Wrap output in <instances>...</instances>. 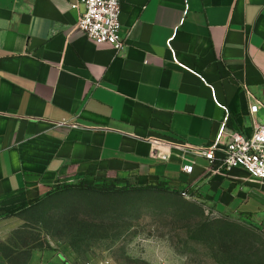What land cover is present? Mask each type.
Masks as SVG:
<instances>
[{"label":"crops","instance_id":"crops-1","mask_svg":"<svg viewBox=\"0 0 264 264\" xmlns=\"http://www.w3.org/2000/svg\"><path fill=\"white\" fill-rule=\"evenodd\" d=\"M118 1L115 50L75 28L81 0H0V220L65 184L163 182L264 233V180L170 145L264 122V0ZM13 264L74 262L49 247Z\"/></svg>","mask_w":264,"mask_h":264},{"label":"rangeland","instance_id":"rangeland-1","mask_svg":"<svg viewBox=\"0 0 264 264\" xmlns=\"http://www.w3.org/2000/svg\"><path fill=\"white\" fill-rule=\"evenodd\" d=\"M74 264H264V233L159 189H65L0 220V264L29 248Z\"/></svg>","mask_w":264,"mask_h":264},{"label":"built area","instance_id":"built-area-1","mask_svg":"<svg viewBox=\"0 0 264 264\" xmlns=\"http://www.w3.org/2000/svg\"><path fill=\"white\" fill-rule=\"evenodd\" d=\"M85 11L78 16L75 28L95 43L110 44L115 50L122 47L120 24L118 15L120 5L118 0H81ZM258 103L250 106L253 114L258 109ZM223 129L216 138L205 146H192L181 143H171L174 148L204 157L215 169L229 171L232 168H241L250 175L264 180V122L255 123L252 134L248 137L234 132L230 139L221 143ZM166 142L158 139L151 141L152 152L165 145ZM217 153L219 155H217ZM165 159V156H161ZM191 166L184 170L190 172Z\"/></svg>","mask_w":264,"mask_h":264},{"label":"trees","instance_id":"trees-1","mask_svg":"<svg viewBox=\"0 0 264 264\" xmlns=\"http://www.w3.org/2000/svg\"><path fill=\"white\" fill-rule=\"evenodd\" d=\"M114 185L116 187H120V188H124V189H131L133 191H141V190H147V189H159L160 191L162 190V191H165V192H170L174 196H179V197L182 196V197L190 198L193 201H195V202L198 203V201L193 197V195L191 193L186 192V191H178V190H175V189H170L163 182L162 183L159 182L156 185H147V186H131V185H124V186H122V185H118V184H115V183L108 184V185L107 184H103V185H100V186H92V185H86V184H84L82 182H77V183H73V184H65V185H63L61 187H58V188L54 189L53 192H51L50 194H48L40 202H42L46 198L52 196V194H55L56 192H59V191L65 190V189L80 188V189H88V190H91V191L97 190V191H108L109 192V191H112L113 190ZM33 206H35V205H33ZM255 229H257V228H255Z\"/></svg>","mask_w":264,"mask_h":264}]
</instances>
